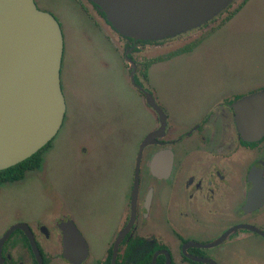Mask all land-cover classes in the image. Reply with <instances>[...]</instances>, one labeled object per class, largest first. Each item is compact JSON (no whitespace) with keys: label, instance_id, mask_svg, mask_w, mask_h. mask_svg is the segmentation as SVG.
<instances>
[{"label":"flooded vegetation","instance_id":"flooded-vegetation-1","mask_svg":"<svg viewBox=\"0 0 264 264\" xmlns=\"http://www.w3.org/2000/svg\"><path fill=\"white\" fill-rule=\"evenodd\" d=\"M79 1L86 18L115 49L124 78L155 123L138 143L130 180L124 171L126 176L116 184L115 223L104 229L107 241L98 256L83 237L87 231L79 221L80 210L68 209L61 193L39 220L19 219L0 229L1 239L13 226L24 227L12 230L2 244V264H38L26 233L31 234L42 264H234L238 253L264 258V136L243 141L234 111L240 98L264 87L246 94L207 93L199 106L186 109L185 119L160 100L150 83L154 68L173 55L159 57L160 48L198 38L212 29L208 26L221 23L229 9L234 18L248 0H234L214 20L186 34L149 42L120 36L89 0ZM66 112L67 107L63 123ZM161 119L163 132L142 149L138 161L140 146L158 131ZM68 222L87 244L82 259L76 251L71 261L64 257Z\"/></svg>","mask_w":264,"mask_h":264},{"label":"rangeland","instance_id":"rangeland-1","mask_svg":"<svg viewBox=\"0 0 264 264\" xmlns=\"http://www.w3.org/2000/svg\"><path fill=\"white\" fill-rule=\"evenodd\" d=\"M34 1L61 27L67 112L44 151L41 170L0 186V229L19 219L39 220L62 193L68 209L80 210L79 221L87 231L83 237L98 256L107 241L104 229L115 223L116 184L124 171L130 180L138 143L155 122L124 78L115 49L86 18L80 1ZM218 23L198 38L158 50L164 57L195 45L161 61L150 77L160 100L182 118L207 93L246 94L264 87V0H248L234 18ZM251 256L238 253L234 264H264V258Z\"/></svg>","mask_w":264,"mask_h":264},{"label":"water","instance_id":"water-1","mask_svg":"<svg viewBox=\"0 0 264 264\" xmlns=\"http://www.w3.org/2000/svg\"><path fill=\"white\" fill-rule=\"evenodd\" d=\"M89 1L116 33L142 42L186 34L214 20L234 2ZM63 51L61 27L52 14L38 9L34 0H0V171L32 157L60 129L66 109L61 87ZM148 104L159 111L152 101L148 100ZM234 111L236 129L243 141L254 142L264 136V90L240 98ZM164 128L165 121L161 119L158 131L148 135L140 146L138 161L142 149ZM67 226L64 257L71 261L76 251L82 259L87 256V244L72 223ZM17 228L24 227L15 225L0 239V264L1 246ZM26 235L36 261L42 264L31 234Z\"/></svg>","mask_w":264,"mask_h":264},{"label":"trees","instance_id":"trees-1","mask_svg":"<svg viewBox=\"0 0 264 264\" xmlns=\"http://www.w3.org/2000/svg\"><path fill=\"white\" fill-rule=\"evenodd\" d=\"M234 13H230L222 22L221 24H225L227 21L231 19ZM193 48V46H190L188 48L182 49L176 53H174L172 56L183 54L187 51H190ZM166 59V58H165ZM161 60V58H160ZM50 146V143L46 145L44 148H42L39 152L34 154L32 157L26 159L25 161L10 167L8 169L0 171V186L7 184V183H15L19 182L24 179L25 174L30 171H36L40 169L42 164V156L44 151Z\"/></svg>","mask_w":264,"mask_h":264}]
</instances>
